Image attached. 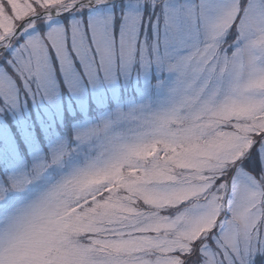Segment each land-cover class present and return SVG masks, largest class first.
<instances>
[{
	"label": "snow or ice",
	"instance_id": "1",
	"mask_svg": "<svg viewBox=\"0 0 264 264\" xmlns=\"http://www.w3.org/2000/svg\"><path fill=\"white\" fill-rule=\"evenodd\" d=\"M0 264H264V0H0Z\"/></svg>",
	"mask_w": 264,
	"mask_h": 264
}]
</instances>
